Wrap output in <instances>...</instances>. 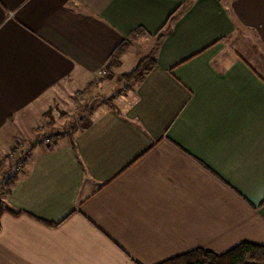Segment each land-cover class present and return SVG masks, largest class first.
I'll return each mask as SVG.
<instances>
[{
  "label": "crops",
  "instance_id": "0c3cea01",
  "mask_svg": "<svg viewBox=\"0 0 264 264\" xmlns=\"http://www.w3.org/2000/svg\"><path fill=\"white\" fill-rule=\"evenodd\" d=\"M137 28L144 80L40 143L51 105L110 92L108 58ZM16 144L30 153L1 197L0 264L264 246V0H0V160Z\"/></svg>",
  "mask_w": 264,
  "mask_h": 264
},
{
  "label": "trees",
  "instance_id": "16d2710c",
  "mask_svg": "<svg viewBox=\"0 0 264 264\" xmlns=\"http://www.w3.org/2000/svg\"><path fill=\"white\" fill-rule=\"evenodd\" d=\"M171 19V18H170ZM169 19V20H170ZM145 32L141 28H137L132 31L127 37H125L120 44L117 45L115 50L110 54L107 61V70L119 69L121 67V59L133 46L136 39L144 35ZM159 37L161 41L162 36ZM155 61L151 56H146L139 61V64L128 74H122L121 79L126 83H131L133 86L141 83L145 76L154 68ZM116 96L105 99L100 102L103 105H111ZM62 136V135H61ZM57 138L60 136H56ZM70 137V136H69ZM30 153V147L21 151V156L16 162L10 177L1 185L0 194L4 196L10 194V190L18 179L19 170L25 165V158ZM14 162L13 159H9L7 156L0 160V172L7 164ZM1 212V211H0ZM17 215L18 213H12ZM159 264H264V246L241 242L228 251L216 254L212 251L197 248L184 254L169 258Z\"/></svg>",
  "mask_w": 264,
  "mask_h": 264
},
{
  "label": "rangeland",
  "instance_id": "374dc122",
  "mask_svg": "<svg viewBox=\"0 0 264 264\" xmlns=\"http://www.w3.org/2000/svg\"><path fill=\"white\" fill-rule=\"evenodd\" d=\"M238 38H243L244 40H247L248 37L247 35L244 37H239ZM250 42L249 40L246 41ZM251 43V42H250ZM154 44H148L146 43L145 46H142V44H139L138 47H134L130 53H126V57L121 60L122 62V67L121 70L118 71V69H110V70H105V76H102L100 79V82H108L109 81V93H104L102 94L99 92L95 97L93 95L87 97V103H84L86 99H83V97H86L85 92H83L82 98L81 97V92L71 95L69 99L62 100L60 104H53L51 107H49L44 113V118L42 120L43 124V129H44V136L40 133L42 128H37V136H38V141L39 136H42L40 143L44 142L46 139L50 140V144L52 145L54 140L57 139V136H61L62 134L64 136L68 134H72L71 132L75 129L76 127V121L79 118L80 114L85 112L88 108L90 107H95L99 102L111 98L112 94L114 93L113 96L119 95L122 96L125 92L130 90L132 88L131 83H126L121 79V75L118 72L128 74L130 73L133 69L136 68V66L139 64V61L146 56L149 55V51H152V47ZM150 46V47H149ZM250 46V44H248ZM136 48V49H135ZM251 47H249V50ZM116 72V73H115ZM93 93V91H92ZM90 98V100H89ZM69 100V101H68ZM89 100V101H88ZM76 102L73 103V102ZM85 108V109H84ZM47 127V128H46ZM51 130V131H49ZM39 143V142H38ZM36 143V145H38ZM44 144V143H43ZM28 148V146H27ZM16 149L17 151L15 152L14 155H12V150ZM26 148L22 149L21 146L17 145L10 150L9 154H7V157L11 160L13 159L14 162L9 163L6 165V167L3 169V172H0V187L3 185V183L10 177L12 174L14 168L16 167V162L21 156V151H24ZM3 194H0V198L3 197ZM5 207V204L2 203L0 205V209H3Z\"/></svg>",
  "mask_w": 264,
  "mask_h": 264
},
{
  "label": "built area",
  "instance_id": "2783aa9c",
  "mask_svg": "<svg viewBox=\"0 0 264 264\" xmlns=\"http://www.w3.org/2000/svg\"><path fill=\"white\" fill-rule=\"evenodd\" d=\"M102 73H103V72H102ZM44 144L47 145V146L51 145V144H50V140L46 139V140L44 141ZM16 151H17L16 149H13V150H12V155H14Z\"/></svg>",
  "mask_w": 264,
  "mask_h": 264
},
{
  "label": "water",
  "instance_id": "95a60500",
  "mask_svg": "<svg viewBox=\"0 0 264 264\" xmlns=\"http://www.w3.org/2000/svg\"><path fill=\"white\" fill-rule=\"evenodd\" d=\"M0 204H1V198H0Z\"/></svg>",
  "mask_w": 264,
  "mask_h": 264
}]
</instances>
